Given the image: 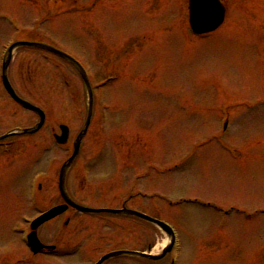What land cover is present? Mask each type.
Masks as SVG:
<instances>
[{
  "label": "rangeland",
  "instance_id": "1",
  "mask_svg": "<svg viewBox=\"0 0 264 264\" xmlns=\"http://www.w3.org/2000/svg\"><path fill=\"white\" fill-rule=\"evenodd\" d=\"M222 1L225 24L196 38L186 1L0 0V72L4 48L24 35L89 73L96 112L68 176L72 198L121 208L132 193L129 207L175 231L172 261L162 264H264V0ZM11 66L18 93L48 117L39 134L0 150V264L29 254L15 229L64 203L59 171L88 106L63 60L30 49L14 53ZM38 121L9 98L0 75V133ZM61 124L71 136L59 147ZM123 221L70 210L39 228L57 250L35 264H93L119 245L157 255L169 244L158 228Z\"/></svg>",
  "mask_w": 264,
  "mask_h": 264
},
{
  "label": "water",
  "instance_id": "2",
  "mask_svg": "<svg viewBox=\"0 0 264 264\" xmlns=\"http://www.w3.org/2000/svg\"><path fill=\"white\" fill-rule=\"evenodd\" d=\"M50 1H53V0H50ZM189 3H190V5H189V12H190L189 23H190V27H191L192 31L195 34L201 35V34L211 33L213 31L217 30L223 24L224 18H225V11H224V8L222 7L219 0H189ZM22 46H33L35 48L45 50L47 52H50L52 54L59 56L63 60L70 63L77 70L79 75L81 76V78L85 84L87 94H88V118H87L85 128L75 142L74 155L63 166L61 173H60V180H59L60 181V192H61V195H62L66 204L64 206L54 208L53 210H51L48 213L41 216L35 222L36 224L34 226V229H36L41 224L57 217L58 215L63 214L64 212H66L68 210L69 206L76 209L77 211H79L81 213H85V214H111V215H122V216H136V217H139L141 219H144L145 221H147L151 224L158 226L163 232H165L168 235V238L170 239V244L163 251L162 256H152L149 254L138 253V252H115V253H112V254L105 256L98 264H103L107 260L119 258V257H135V258H143V259H149V260H160L161 258H164L166 255H168L172 251V249L174 247V242H175V235H174L173 230L170 227H168L165 223L154 220V219L150 218L149 216H145V215H142L138 212L128 210V209H123V210H97V209L87 208V207L81 206L79 204H76L75 202H73L70 199V197L67 193V190H66V179H67V175L69 173V170L71 169L72 165L74 164V162L76 161V159L78 158V156L80 154V149H81L83 138L88 131L90 121L92 118L93 109H94V97H93L92 88H91L90 82L88 80L87 74H86L85 70L80 66V64L78 62H76L74 59H72L71 57H69L68 55H66V54H64V53H62V52H60V51H58V50H56L50 46H47V45L36 44V43H32V44L20 43L11 49L9 57L7 59V62L4 66L3 73H4L5 86H6L7 91L9 92V94L14 98V100L18 104L22 105L23 107H25L31 111L36 112L40 117V123L38 124V126L35 129L24 130V131H22V133H24V134L36 133L37 131H39L42 128V126L44 125V122H45L44 112L42 110H40L39 108L31 105L30 103L22 100L21 98H19L14 93V91H13V89L10 86V83L8 81V66H9V63H10V60L12 57V53L16 48L22 47ZM61 132H62V136L57 137V142L60 144H63V143H66L68 140L69 129L65 126H62ZM30 246L34 249L35 252H39L44 248V246L39 242L36 232H34V234L32 235V238L30 239Z\"/></svg>",
  "mask_w": 264,
  "mask_h": 264
},
{
  "label": "flooded vegetation",
  "instance_id": "3",
  "mask_svg": "<svg viewBox=\"0 0 264 264\" xmlns=\"http://www.w3.org/2000/svg\"><path fill=\"white\" fill-rule=\"evenodd\" d=\"M26 41L27 42H33V38L28 39ZM11 73L12 72L10 71L9 79H10V82L12 83V85L15 86V84L13 83V79H12ZM19 129H22V127L21 126H18V125L17 126H14V127H9L6 131H4L3 133H0V137L5 136L8 133H11V132H14V131H18ZM16 133H14V135L10 136L9 138H7V139H5L3 141H0V150H2V149L4 150L6 146H9V147H11V146L19 147L20 140L22 139L23 136L22 135H19V134H16ZM135 199H136L135 196H133V195L129 196V198L127 199V201H125L124 203H122V207L121 208H124V207L131 208L128 205H129V203L130 204L133 203L135 201ZM68 212H66V213H68ZM69 223L70 222H66L65 223L66 226ZM24 233H25V231L20 229L19 232H18V235H20V237L22 238V236L24 235ZM29 233H30V228H29V230H28V232L26 234V238L28 237ZM131 234H133L132 231H131ZM56 250H57L56 248L53 251H46V250H44V251H42V253H38V254H33L32 252H30V253L28 252L29 254L27 256L24 255V257H20V255H17L13 264H24V263L25 264H35L37 262L36 259L38 257H40V256L44 257V256H48V255H53ZM119 250H129V249L126 248V247H123V246L119 245V246L115 247L113 250H111L109 252H116V251H119ZM103 256H104V254L101 257H99V259H97V261H95V263L98 262L100 259H102ZM119 261H121L120 262L121 264H124L123 261H127L128 262L129 259H125V258L114 259V260L107 261L104 264H114L116 262H117L116 264H120V263H118ZM155 263L156 264H162V260L159 263H157V262H155ZM126 264H128V263H126Z\"/></svg>",
  "mask_w": 264,
  "mask_h": 264
},
{
  "label": "bare ground",
  "instance_id": "4",
  "mask_svg": "<svg viewBox=\"0 0 264 264\" xmlns=\"http://www.w3.org/2000/svg\"><path fill=\"white\" fill-rule=\"evenodd\" d=\"M19 43V42H18Z\"/></svg>",
  "mask_w": 264,
  "mask_h": 264
}]
</instances>
